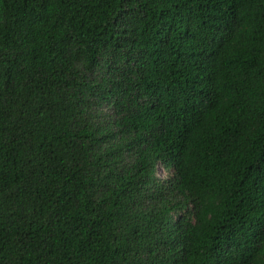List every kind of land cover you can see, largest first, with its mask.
I'll use <instances>...</instances> for the list:
<instances>
[{
	"label": "trees",
	"instance_id": "obj_1",
	"mask_svg": "<svg viewBox=\"0 0 264 264\" xmlns=\"http://www.w3.org/2000/svg\"><path fill=\"white\" fill-rule=\"evenodd\" d=\"M0 264H264V0H0Z\"/></svg>",
	"mask_w": 264,
	"mask_h": 264
},
{
	"label": "rangeland",
	"instance_id": "obj_2",
	"mask_svg": "<svg viewBox=\"0 0 264 264\" xmlns=\"http://www.w3.org/2000/svg\"><path fill=\"white\" fill-rule=\"evenodd\" d=\"M162 173V169H161V167H157V174L156 175H159V174H161Z\"/></svg>",
	"mask_w": 264,
	"mask_h": 264
}]
</instances>
